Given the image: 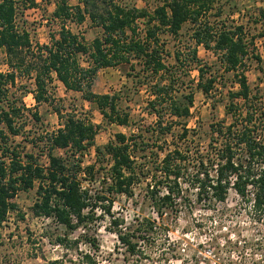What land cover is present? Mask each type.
I'll use <instances>...</instances> for the list:
<instances>
[{
  "label": "trees",
  "instance_id": "16d2710c",
  "mask_svg": "<svg viewBox=\"0 0 264 264\" xmlns=\"http://www.w3.org/2000/svg\"><path fill=\"white\" fill-rule=\"evenodd\" d=\"M19 1L0 0V48L17 61L12 72H0V95L5 94L9 85H14L15 69L21 71L26 63L24 54L36 57L30 52L28 33L18 30L14 24ZM122 1L77 0L71 7L67 0H57L52 17L61 22L60 29L50 36L49 46L37 48L40 56L26 68V73H33L31 95L37 105L48 103L47 87L54 75L66 90L80 93L84 101L92 104L104 122L128 127L131 116L124 106L127 99L124 93L120 90L113 94H96L92 86L101 69L119 67L129 63L130 58L135 59V65L141 70L132 72L133 79H137L138 87L146 90L145 113L154 119L151 128L145 130L157 141L152 146L154 150L149 149L143 132L138 129L129 134L115 133L113 141L93 147L101 126L67 115L61 126L46 138L47 164L42 166L33 152L21 156L17 149L7 146L4 130L11 136L23 132L24 126H18L16 120L24 106L12 104L7 110L0 109V125L3 126L0 128V227L8 214L17 210L14 202L17 193L34 188L37 199L31 207L32 215L61 226L65 235L58 243L67 250H72V245L75 247L78 241L68 240V235L87 229L96 220L97 208L108 218L112 233L128 256L140 254L141 243L152 237L157 220L163 222L181 206H190L192 195L197 203L212 204L224 202L230 190L241 199H247L252 192L249 203L264 217V121L263 114L258 113L250 101L251 90L241 70L249 56L243 28L223 25L213 28L206 18L214 0H168L151 14L144 9L124 6ZM86 19L102 30L101 36L89 47L65 27L67 21L82 24ZM258 20L262 38L263 9L258 10ZM138 21H143V40L137 36ZM187 23L194 27L193 48L186 57L175 50L174 64H164L158 35L165 32L171 38H178ZM198 47L217 55L224 72L235 73L238 85L237 91L228 93L226 115L231 117V122L210 124L204 147L196 138H191L194 131L186 124L191 117L193 95L179 90L181 74L178 72L189 75L191 71L182 69L185 62L197 72L196 87L204 96L214 87L216 78L209 72L210 68L201 65ZM81 56L87 57L85 66ZM251 57L261 62L258 55ZM8 65L11 66V62ZM135 65L131 64L132 71ZM238 100L250 106L239 108ZM31 115L35 121H40L36 112ZM175 126L179 128L177 132ZM38 143L39 140L32 141V148ZM91 148L95 160L84 167L81 159ZM81 175L90 182L98 180L99 190L91 194L82 186ZM142 183L141 199L152 208L155 218H134L127 224L114 215L112 205L117 196L133 200L136 187ZM87 241L97 249L93 238ZM79 261L98 264L90 253H81ZM45 264L72 263L71 260H53Z\"/></svg>",
  "mask_w": 264,
  "mask_h": 264
},
{
  "label": "rangeland",
  "instance_id": "374dc122",
  "mask_svg": "<svg viewBox=\"0 0 264 264\" xmlns=\"http://www.w3.org/2000/svg\"><path fill=\"white\" fill-rule=\"evenodd\" d=\"M56 1L34 0L31 3V0H20L17 3L14 24L18 30L28 33L30 52L36 57L33 59L27 53L24 54L27 57L26 63L21 66V71L15 69L17 77L14 85H9L5 94L0 95V109L7 110L6 107L12 104L24 106V109H20L19 120H16L18 126H24L23 132L18 136H11L4 130L8 137L7 146L17 149L21 156L33 152L38 163L46 166V138L61 126L63 118L73 115L101 126L93 147H102L113 141L115 133L129 134L138 129L143 132L142 136L149 143V149L154 150L152 146L157 142L155 137L145 133L146 128H151L154 124V119L145 113L148 97L146 90L138 87L137 79H133L132 72L141 70L139 65H135L137 61L133 58L119 67L101 69L92 86L96 94H113L120 90L124 93L127 98L126 102L123 100L124 106L128 107L131 116L128 127L104 122L92 104L84 101L80 93L66 90L54 75L47 87L48 103L37 105L33 100V73L27 74L26 68L40 56L37 48L49 46L50 36L60 29L61 22L52 17ZM165 1L168 0H123L121 4L144 9L151 14ZM67 2L71 7L77 4V0ZM259 9L264 10V0H214L206 19L213 28L222 25L243 28L249 56L243 62L241 70L247 77L251 90L250 101L257 112L263 114L264 121V37H259ZM65 27L82 38L88 47L102 32L88 19L82 24L67 21ZM193 30V25L187 23L178 38H171L165 32L158 35L164 64H174L172 56L175 50L181 51L182 56L189 55L190 48H193ZM126 35L130 36L129 32ZM137 36L140 40L144 38L143 21L137 22ZM41 54H44L43 51ZM255 55L259 56L261 62L251 57ZM197 56L201 65L210 68L209 72L216 78L213 89L209 95L204 96L196 87L197 72L192 70L189 62H185L182 69L190 68L191 71L189 75H183V71L178 72L181 74L179 90L183 94L193 95L191 117L186 124L194 131L191 138H196V142L204 147L208 142L210 124L231 122V117L226 115L228 93L237 91L238 85L235 73L224 72L218 56L211 50L198 47ZM80 60L85 66L87 57L81 56ZM8 62H11V66ZM131 64L135 65V71H132ZM16 65L15 58L10 57L4 48H0V72H12ZM173 71L175 72L174 68ZM155 80L157 78L152 82ZM236 105L243 109L250 106L240 100ZM33 112L37 113L39 122L32 118ZM0 128L3 126L0 125ZM174 130L177 132L179 128L175 126ZM38 140L37 147L32 148V141ZM57 153L62 154V151ZM81 160L84 167L94 162V149L84 153ZM80 178L82 186L88 188L91 194L99 190L98 180L90 182L83 175ZM142 188L143 183L136 187L133 200L117 196L112 205L114 215L123 218L127 224L134 218H155L152 208L141 199ZM251 193L247 199H241L230 190L224 202L212 204L197 203L192 195L190 206H181L177 213L163 222L157 220L152 237L141 243L140 254L128 256L118 244L108 218L102 215V209H96V220L87 229L68 235V240L78 241L75 247L72 245V250H67L58 243V239L65 235L64 229L54 221L32 215L31 207L37 199L36 188L20 191L14 198L17 210L10 212L0 227V264H45L53 260H71L72 264H82L79 261L81 253L92 254L98 264H264V217L251 207ZM89 238L95 240L97 249L88 243Z\"/></svg>",
  "mask_w": 264,
  "mask_h": 264
}]
</instances>
